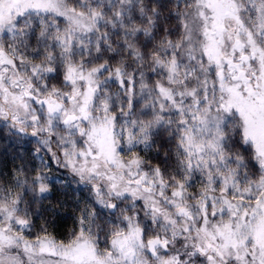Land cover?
Wrapping results in <instances>:
<instances>
[{"label": "snow or ice", "instance_id": "snow-or-ice-1", "mask_svg": "<svg viewBox=\"0 0 264 264\" xmlns=\"http://www.w3.org/2000/svg\"><path fill=\"white\" fill-rule=\"evenodd\" d=\"M0 264H264V0H0Z\"/></svg>", "mask_w": 264, "mask_h": 264}]
</instances>
